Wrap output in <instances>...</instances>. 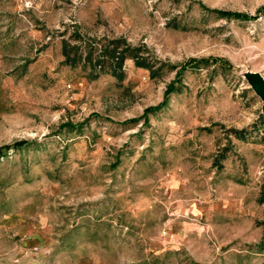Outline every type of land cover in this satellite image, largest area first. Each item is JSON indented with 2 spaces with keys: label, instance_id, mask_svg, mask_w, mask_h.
Masks as SVG:
<instances>
[{
  "label": "rangeland",
  "instance_id": "1",
  "mask_svg": "<svg viewBox=\"0 0 264 264\" xmlns=\"http://www.w3.org/2000/svg\"><path fill=\"white\" fill-rule=\"evenodd\" d=\"M263 7L0 0V264H264Z\"/></svg>",
  "mask_w": 264,
  "mask_h": 264
},
{
  "label": "trees",
  "instance_id": "2",
  "mask_svg": "<svg viewBox=\"0 0 264 264\" xmlns=\"http://www.w3.org/2000/svg\"><path fill=\"white\" fill-rule=\"evenodd\" d=\"M264 9L261 8L259 11H262ZM214 12L218 13L219 15L221 16H224V17H233V18H236V19H244V18H248L249 16L247 14H242L241 12H235V11H228V10H214ZM117 49L118 48H114V50L111 52L112 54H107V56L110 58V62H109V65H110V69L115 72V73H118V68L122 67L123 66V63L125 61V55L124 53H126L128 50H124V52H117ZM103 55H106V54H103ZM105 56V57H107ZM133 57L135 58V61H136V64L137 66L139 67H144V68H148L150 71H152V73H155V71H153V68L152 66L146 61L145 58H141V57H138L136 54L133 55ZM108 59V58H107ZM74 61V60H72ZM91 61V60H90ZM75 62V61H74ZM104 62L105 60H98L96 62H93L95 65H98L100 67L104 66ZM169 89L170 91L169 92H172L175 90V86H174V83H172V85L169 86ZM167 102H164V104L161 106L164 107L166 105ZM157 109L156 108H147V113L149 112H156ZM135 121V120H134ZM236 135L239 136V137H245L246 135V132H236ZM26 142H16L15 145H5V146H1L0 147V155L2 154H5L4 151H2V149H9L10 147H14V146H23L25 145ZM4 152V153H3ZM263 193L260 197V201L264 204V186H263V189H262Z\"/></svg>",
  "mask_w": 264,
  "mask_h": 264
},
{
  "label": "water",
  "instance_id": "3",
  "mask_svg": "<svg viewBox=\"0 0 264 264\" xmlns=\"http://www.w3.org/2000/svg\"><path fill=\"white\" fill-rule=\"evenodd\" d=\"M251 84L255 89L256 93L263 100V110H264V77L260 73H255L251 78Z\"/></svg>",
  "mask_w": 264,
  "mask_h": 264
}]
</instances>
